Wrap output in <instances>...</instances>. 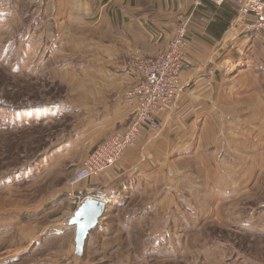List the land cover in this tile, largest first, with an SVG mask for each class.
<instances>
[{"label":"crops","instance_id":"0c3cea01","mask_svg":"<svg viewBox=\"0 0 264 264\" xmlns=\"http://www.w3.org/2000/svg\"><path fill=\"white\" fill-rule=\"evenodd\" d=\"M40 11L49 17L37 22V33L48 47L47 60L58 58L54 73L69 77L74 93L66 103L78 125L38 163V170L54 166L52 176L69 155H80L69 165L77 169L93 147L130 124L133 108L125 96L138 82L134 56L160 54L183 18L189 20L187 61L171 109L158 113L161 128L143 130L114 166L80 184L92 198L110 200L85 243L76 241V223L72 244L69 224L39 221L47 214L75 218L67 193L56 188L26 208L0 203V264H86L72 255L89 252L100 232L115 225L127 238L138 217L152 238L148 219H162L169 210L176 216L189 197H207L190 218L221 222V206L223 227L264 226V33L249 30L237 7L207 0H47ZM23 174L16 178L22 184ZM219 197H227L220 206ZM124 215V226L113 223ZM174 225L158 235L169 236Z\"/></svg>","mask_w":264,"mask_h":264},{"label":"rangeland","instance_id":"374dc122","mask_svg":"<svg viewBox=\"0 0 264 264\" xmlns=\"http://www.w3.org/2000/svg\"><path fill=\"white\" fill-rule=\"evenodd\" d=\"M46 2L47 0H0V203L11 208H26L32 203H38L56 193V188L62 187L67 193L70 179L83 164L77 165V169L69 168L70 163L80 159V155L75 154L69 155L61 166L55 165L54 176V166H46L42 170L37 168L42 157L47 156L51 149L69 141L78 126L75 111L66 103L71 102L74 93L69 77L67 81V75L54 73V63L58 58L56 56L51 61L47 60L48 47H44L43 41L40 42L42 36L37 33L42 29L37 22L43 18V22H46L49 17L47 11H40ZM32 9L35 10L34 14ZM47 31L48 27L45 26L44 33ZM22 111L28 118H18L23 117ZM39 118L44 119L39 122ZM11 124H15L14 127ZM95 148L96 146L88 152L87 157ZM220 152L221 150L218 153ZM21 171L24 174L18 178L25 179L27 182L24 184L16 181ZM8 181L12 182L7 183ZM255 194H249V197H255ZM206 198L198 197L196 201L190 197L184 198L179 208L185 214L180 215L178 212L175 216L169 210L162 219H148L151 221L148 227L152 238L147 235V230L144 231V219L137 217L132 220L130 229L133 234H126L127 238L118 231L119 226L113 225L112 232H100L95 237L89 252L79 255L75 253L72 260L81 258L87 261L86 264H264L262 223L255 221L254 224H247L245 227L248 229L242 231L223 227V210L220 205L227 197H219L220 213L217 218L221 222L211 221L207 215L200 219L193 216L190 218L188 214L197 212V207L193 206L202 205ZM70 203L75 210L76 205L71 200ZM142 204L136 202V206ZM125 217L124 215L119 220L115 218L113 223L119 222L124 226V221L127 220ZM55 218V214H47L41 216L39 221L44 224L58 221L56 224L59 226L69 224L72 229L69 238L73 244L75 218ZM111 220L114 221L113 218ZM173 223L182 224V227L174 225L169 236L167 233L158 235L167 232V224ZM95 230L96 228L91 232ZM218 240L227 248H221L220 245H215L214 248L212 244Z\"/></svg>","mask_w":264,"mask_h":264},{"label":"built area","instance_id":"2783aa9c","mask_svg":"<svg viewBox=\"0 0 264 264\" xmlns=\"http://www.w3.org/2000/svg\"><path fill=\"white\" fill-rule=\"evenodd\" d=\"M202 1L193 0L195 5ZM207 1L216 5L231 3L248 19L249 30L264 33V0ZM188 23V18L180 21L167 47L157 56H134L138 82L126 91L125 96L127 105L133 108V118L124 130L115 132L96 146L70 179L67 195L76 208L86 199L92 198L80 188L83 181L98 177L112 167L127 149L135 146L143 130L158 131L161 128L158 113L171 109L172 100L180 89V75L187 61L189 47L186 38Z\"/></svg>","mask_w":264,"mask_h":264},{"label":"water","instance_id":"95a60500","mask_svg":"<svg viewBox=\"0 0 264 264\" xmlns=\"http://www.w3.org/2000/svg\"><path fill=\"white\" fill-rule=\"evenodd\" d=\"M109 205V201L88 198L76 208L74 211L76 241L79 245H83L91 230L97 228Z\"/></svg>","mask_w":264,"mask_h":264},{"label":"trees","instance_id":"16d2710c","mask_svg":"<svg viewBox=\"0 0 264 264\" xmlns=\"http://www.w3.org/2000/svg\"><path fill=\"white\" fill-rule=\"evenodd\" d=\"M21 113L23 114L24 112L22 111ZM22 114H21V115H22ZM24 114H25V113H24ZM24 114H23V117H18V118H24V119H25V118H28V117H27L26 115H24ZM21 115H20V116H21ZM36 119H37V118H36ZM43 119H44V118H39L38 121H39V122H40V121H43ZM4 123H5V122H4ZM6 123H7V122H6ZM14 125H15V124H11L12 127H14ZM219 241H220V240H219ZM208 243H209V242H207V244H208ZM215 245H218V246L220 245L221 248H227L226 246H224V245L222 244L221 241L218 242V244H217V241H216ZM220 246H219V247H220ZM221 248H220V250H221ZM220 253H221V255H222V252H220Z\"/></svg>","mask_w":264,"mask_h":264}]
</instances>
